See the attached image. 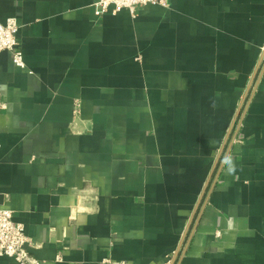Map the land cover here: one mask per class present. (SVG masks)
Returning <instances> with one entry per match:
<instances>
[{
  "label": "crops",
  "instance_id": "obj_1",
  "mask_svg": "<svg viewBox=\"0 0 264 264\" xmlns=\"http://www.w3.org/2000/svg\"><path fill=\"white\" fill-rule=\"evenodd\" d=\"M97 1L0 0L26 65L0 52V207L31 256L264 264V67L224 147L264 57V0L101 16Z\"/></svg>",
  "mask_w": 264,
  "mask_h": 264
},
{
  "label": "built area",
  "instance_id": "obj_2",
  "mask_svg": "<svg viewBox=\"0 0 264 264\" xmlns=\"http://www.w3.org/2000/svg\"><path fill=\"white\" fill-rule=\"evenodd\" d=\"M158 4L168 6V0H98L95 3V14L101 16L109 11L118 13L123 9L134 13L140 6ZM19 24L16 17L0 21V52L9 51L13 63L25 68L24 55L19 47L17 33ZM7 109V103L0 97V111ZM31 239L25 233L22 223L16 222L13 212L0 207V256H9L20 264H40L30 254Z\"/></svg>",
  "mask_w": 264,
  "mask_h": 264
},
{
  "label": "water",
  "instance_id": "obj_3",
  "mask_svg": "<svg viewBox=\"0 0 264 264\" xmlns=\"http://www.w3.org/2000/svg\"><path fill=\"white\" fill-rule=\"evenodd\" d=\"M264 56V55H263ZM263 67H264V57L262 58V60H261V62H260V65L258 66V68H257V70L255 71V74H254V76H253V78H252V82H251V85H250V87H249V89H248V91H247V93H246V95H245V97H244V100H243V102H242V105H241V107H240V109H239V111H238V113H237V115H236V118L234 119V121H233V124H232V128H231V131H230V133H229V135H228V137H227V140H226V143H225V145H224V147L227 145V143L229 144L230 143V141H231V139L233 138V135H234V133L236 134V132H237V130H238V128L240 127V125H241V118L239 119V117L241 116V112L243 111V109L247 106V104H248V102H249V99H250V97L252 96V94H253V91H254V87H255V83H257V81H258V79H259V77H260V75H261V73H262V69H263ZM224 149V148H223ZM218 162H219V160L217 161V164H218ZM212 176V175H211ZM210 182V181H209ZM210 183H208V185H207V187L205 188V191H204V193H203V195H202V197L200 198V201H199V203H198V205H197V208H196V211L198 210V208H200V212H199V215H198V217L196 218V211H195V213H194V215H193V217H192V219H191V225L190 226H192V224H193V227H192V229H195L196 228V226H197V224L199 223V220H200V218H201V215H202V212H203V210H204V208H205V206H206V204H207V201H208V198H209V195L211 194V191H212V189H213V186H214V181H213V183L210 185ZM209 186V187H208ZM209 188V189H208ZM206 193V197L204 198V194ZM195 218H196V220H195ZM189 226V229L191 228ZM188 229V230H189ZM190 233H191V231H190ZM189 233V234H190ZM187 235H188V233H187ZM186 235V236H187ZM189 236V235H188ZM180 249V248H179ZM179 252L180 251H178L177 252V254H176V256H175V258H174V260H173V262H172V264H177V261L179 260ZM180 261H178V263H179Z\"/></svg>",
  "mask_w": 264,
  "mask_h": 264
},
{
  "label": "clouds",
  "instance_id": "obj_4",
  "mask_svg": "<svg viewBox=\"0 0 264 264\" xmlns=\"http://www.w3.org/2000/svg\"><path fill=\"white\" fill-rule=\"evenodd\" d=\"M225 162H226V163H230V160L226 157V158H225ZM230 170H231V169H230Z\"/></svg>",
  "mask_w": 264,
  "mask_h": 264
}]
</instances>
